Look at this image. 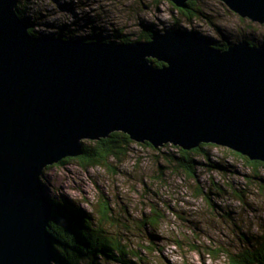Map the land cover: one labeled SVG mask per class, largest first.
Listing matches in <instances>:
<instances>
[{
    "label": "water",
    "instance_id": "water-1",
    "mask_svg": "<svg viewBox=\"0 0 264 264\" xmlns=\"http://www.w3.org/2000/svg\"><path fill=\"white\" fill-rule=\"evenodd\" d=\"M220 1L264 24V0ZM16 7L0 0V264H53L41 176L85 140L122 132L264 162V45L220 49L189 30L129 43L35 36Z\"/></svg>",
    "mask_w": 264,
    "mask_h": 264
},
{
    "label": "rangeland",
    "instance_id": "rangeland-1",
    "mask_svg": "<svg viewBox=\"0 0 264 264\" xmlns=\"http://www.w3.org/2000/svg\"><path fill=\"white\" fill-rule=\"evenodd\" d=\"M193 1L207 17L191 23L173 11L169 0H17V6L35 36L134 42L144 30H189L208 41L264 45V24L240 17L220 0ZM142 144L131 143L124 156L110 157L106 164L84 168L71 157L46 167L41 176L44 192L49 199L70 201L91 213L97 226L138 252L139 258L130 255L135 264H226L225 255L215 256L208 249H236L243 235L264 234V166L253 178L251 167L228 148L205 147L210 160L224 167H196L199 184L212 191L208 202L195 194L196 182L175 163ZM162 150L177 153L171 147ZM195 159L205 162L200 155ZM105 202L108 218L101 219L98 209ZM154 211L162 217L152 228L146 219Z\"/></svg>",
    "mask_w": 264,
    "mask_h": 264
},
{
    "label": "trees",
    "instance_id": "trees-1",
    "mask_svg": "<svg viewBox=\"0 0 264 264\" xmlns=\"http://www.w3.org/2000/svg\"><path fill=\"white\" fill-rule=\"evenodd\" d=\"M172 9L187 23H191L193 19H199L201 16L204 18L207 17V15L201 11L200 7L196 5V1H187L184 7H177L172 4ZM16 10L18 16L21 18V10L18 6ZM177 19L179 18L177 17ZM29 32L35 35L32 28L29 29ZM155 33L156 32L152 31V29L144 30L141 32L138 40H149ZM80 39L97 40L96 37L88 36H80ZM99 40L111 42L110 40H104L102 38ZM209 41L215 48L225 49L228 46V44L224 42ZM114 42L129 43V39L120 37L118 41ZM249 42L255 45L254 42ZM152 60L155 65H163L161 61ZM133 142L134 141L125 133L112 132L108 137L92 142L90 141L89 144L83 142V153L75 157V159L84 168L98 164H106V160L110 157L118 158L121 155L124 156L129 150V145ZM143 144L151 147L153 150L156 149L160 151L159 153L163 155L166 160L175 163L176 168L182 172L183 175L196 182L195 194L208 202L210 201V192L212 191L209 190V193L206 192L204 187L199 184L196 175V167L208 163L207 165L209 167L215 168L217 171L224 169L222 163H214L210 160L209 151L205 149V147H214L216 145L202 143L196 148L184 150L171 144H164L157 148H154L147 142ZM165 147L174 148L177 153L173 151H163L162 148ZM226 150L242 159L246 165L251 167L254 173L252 177L258 178L257 168L259 166H264V162L251 161L246 156L233 150ZM197 155H200L205 162L197 161L195 159ZM70 159L71 157H67L59 163H63ZM49 167L50 166L47 168ZM216 195L220 196V192L217 191ZM236 196L240 197L242 194L238 193ZM51 204L53 211L52 219L49 221L48 232L50 234L51 246L54 253L52 260L53 264H135L131 260L130 255L139 258L138 252L130 250L128 245L123 242V239L105 231L101 226H97L91 213L78 208L70 201L51 199ZM98 212L101 219L108 218L109 207L106 202L98 209ZM161 217L158 212L154 211V215L146 219L147 224L155 228L159 224ZM240 241L241 245L236 249L218 247L217 249L210 248L208 252L215 256L222 253L226 257V264H264V234L255 237H246L243 235Z\"/></svg>",
    "mask_w": 264,
    "mask_h": 264
}]
</instances>
